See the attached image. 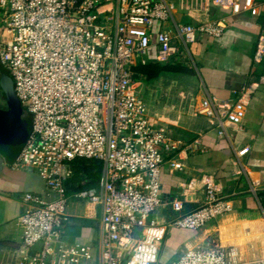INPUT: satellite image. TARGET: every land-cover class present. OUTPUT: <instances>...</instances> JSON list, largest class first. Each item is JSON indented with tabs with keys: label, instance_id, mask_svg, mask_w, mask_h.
<instances>
[{
	"label": "built area",
	"instance_id": "obj_1",
	"mask_svg": "<svg viewBox=\"0 0 264 264\" xmlns=\"http://www.w3.org/2000/svg\"><path fill=\"white\" fill-rule=\"evenodd\" d=\"M214 3L236 15L243 9L256 12L255 0ZM174 10L172 0H0V62L32 117L31 135L10 166L33 171L43 185L38 193L23 196L25 212L18 221L25 249L21 264L93 260L88 247L69 244L64 237L71 219L68 185L81 160L101 166L96 187L80 190L75 197L101 208L106 230L103 264H159L170 229L200 232L234 213L233 204L217 196L213 179L205 177V199L198 209L170 222L158 217L164 208L181 211L183 204L163 200L162 153L172 144L167 131L152 124L135 88L133 68L149 63L152 48L159 64L179 53L170 32L154 36L155 23L167 22ZM229 25L228 17H222L197 27H177V34L185 44H194L200 35L220 39ZM263 59L261 33L254 62ZM263 83L251 81L235 100L207 96L196 113L225 136L228 124L243 123ZM249 151L247 147L237 153L236 161ZM170 166L183 168L176 161ZM36 246L40 248L31 254ZM172 264L264 261L243 260L238 248L215 239L186 251Z\"/></svg>",
	"mask_w": 264,
	"mask_h": 264
},
{
	"label": "crops",
	"instance_id": "obj_2",
	"mask_svg": "<svg viewBox=\"0 0 264 264\" xmlns=\"http://www.w3.org/2000/svg\"><path fill=\"white\" fill-rule=\"evenodd\" d=\"M172 1V18L165 23L156 22L154 36L161 31L170 32L179 53L150 77L134 71L135 88L147 104L152 124L165 129L172 144L170 151L162 153L163 200L183 204L181 211L164 208L158 217L170 222L198 209L205 199V177L213 179L217 196L230 201L235 211L200 232L170 229L159 263L162 260L172 264L186 251L205 247L215 239L224 246H235L243 260H251L257 257L256 248L260 249L264 242V83L253 96L243 123L228 124L225 136H219L217 127L198 115L196 108L207 96L235 100L248 83L264 79V59L260 64L254 62L258 36L264 33V0H255V13L243 9L238 15L216 5L214 0ZM222 17H228L230 25L220 39L200 35L194 44H185L177 34V27H197ZM156 55L152 48L149 63H138L134 68L159 64ZM29 115L23 111L22 118L32 124ZM247 147L249 153L237 162L236 154ZM14 160H7L0 169V264L23 261L25 249L18 223L25 212L23 196L38 193L43 187L33 171H14L10 166ZM171 161L182 163L183 168L174 170ZM85 165L101 168L95 161ZM81 167L75 165V177L68 185L67 210L71 219L64 237L69 244L90 249L93 260L89 264H103L106 230L101 208L75 197L84 186L95 188L98 180L93 176L95 170L88 175ZM39 248H32L31 254Z\"/></svg>",
	"mask_w": 264,
	"mask_h": 264
},
{
	"label": "water",
	"instance_id": "obj_3",
	"mask_svg": "<svg viewBox=\"0 0 264 264\" xmlns=\"http://www.w3.org/2000/svg\"><path fill=\"white\" fill-rule=\"evenodd\" d=\"M9 81V110L0 113V169L7 160H13L20 154L32 132L31 121L22 118L24 106L16 96L15 85Z\"/></svg>",
	"mask_w": 264,
	"mask_h": 264
},
{
	"label": "flooded vegetation",
	"instance_id": "obj_4",
	"mask_svg": "<svg viewBox=\"0 0 264 264\" xmlns=\"http://www.w3.org/2000/svg\"><path fill=\"white\" fill-rule=\"evenodd\" d=\"M9 80H12L11 76L0 62V113L9 110L8 95L11 93Z\"/></svg>",
	"mask_w": 264,
	"mask_h": 264
},
{
	"label": "trees",
	"instance_id": "obj_5",
	"mask_svg": "<svg viewBox=\"0 0 264 264\" xmlns=\"http://www.w3.org/2000/svg\"><path fill=\"white\" fill-rule=\"evenodd\" d=\"M161 66H163V65H161V64H156V65H151V66H149V67H144V66H137V67H135L134 68V71L136 72V73H141V74H144V75H146V76H148V77H150L149 75H151V74H153V72H155V71H157V68L158 67H160L161 68ZM162 70H164L163 68H162ZM24 110V112L26 113L27 112V110L24 108L23 109ZM29 114V113H28ZM30 116V115H29ZM85 164H88V161H78V162H76V164L75 165H82V167H81V171H84V173L85 174H88V175H92L93 174V172H94V170H95V175L93 174V176H95V178L98 180L99 179V172H100V169H90V168H87L88 166H86ZM85 165V166H84ZM88 188H90V185H87V186H84L81 190H84V189H88ZM196 233V232H195ZM166 258V257H165Z\"/></svg>",
	"mask_w": 264,
	"mask_h": 264
},
{
	"label": "rangeland",
	"instance_id": "obj_6",
	"mask_svg": "<svg viewBox=\"0 0 264 264\" xmlns=\"http://www.w3.org/2000/svg\"><path fill=\"white\" fill-rule=\"evenodd\" d=\"M15 84H14V82H13V86H14ZM217 241H219L218 239H217ZM256 258H254V259H262V260H264V242L263 243H261V246H260V249H258V248H256ZM166 253H165V257H166ZM177 258V257H176ZM175 258V259H176ZM178 260V259H177ZM171 262L170 261H163L162 262V260L160 261V263L159 264H170Z\"/></svg>",
	"mask_w": 264,
	"mask_h": 264
},
{
	"label": "bare ground",
	"instance_id": "obj_7",
	"mask_svg": "<svg viewBox=\"0 0 264 264\" xmlns=\"http://www.w3.org/2000/svg\"><path fill=\"white\" fill-rule=\"evenodd\" d=\"M13 81V80H12Z\"/></svg>",
	"mask_w": 264,
	"mask_h": 264
}]
</instances>
